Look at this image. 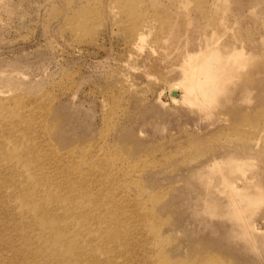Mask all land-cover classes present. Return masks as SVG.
Returning <instances> with one entry per match:
<instances>
[{
	"label": "rangeland",
	"instance_id": "rangeland-1",
	"mask_svg": "<svg viewBox=\"0 0 264 264\" xmlns=\"http://www.w3.org/2000/svg\"><path fill=\"white\" fill-rule=\"evenodd\" d=\"M214 70L205 104L187 85ZM0 128V208L24 183L23 146L49 203L75 185L101 221L86 263L264 264V0H0ZM205 169H238V199L261 196L246 224L224 215V181L202 186ZM5 214L0 264L22 263L24 219Z\"/></svg>",
	"mask_w": 264,
	"mask_h": 264
},
{
	"label": "bare ground",
	"instance_id": "bare-ground-1",
	"mask_svg": "<svg viewBox=\"0 0 264 264\" xmlns=\"http://www.w3.org/2000/svg\"><path fill=\"white\" fill-rule=\"evenodd\" d=\"M136 39H141V32L136 36ZM222 47H224V45H222ZM210 48L211 49L208 51L209 56L214 53L216 54L217 49L214 47ZM228 55L223 58L218 57V60L215 58L216 62L219 63V71L230 72V67L232 66L226 60ZM212 62L213 61H211V63ZM220 75V72L214 70V72H212V77L209 76L211 78L207 80V82H189L190 84H188L187 87L191 88V85L196 87L194 91L199 95L200 101L206 104L208 100L215 97L218 90H220V82H218V77ZM179 88H182L179 83L169 85L168 94L173 102H177L180 98ZM17 149L18 154L13 158L16 160V163L15 168L12 169V173L16 171L17 175L21 176L24 183L20 186L16 204H6L4 206L5 210L1 209L3 206L0 204V213H6L3 218H6L7 226H9L13 220V216L9 215L12 212L16 211L17 215L21 214V220L22 218L24 219L23 228L20 229V241L22 242V247L27 250V256L22 258V263L15 264H42V258L44 259V264H88L86 260H83L85 257L83 253L84 250L79 246H86L87 242L94 241L96 239L94 231L101 232L103 229L101 221L94 220L92 216L88 218V214L85 211L86 202L84 200L86 194L79 187L73 185L65 195H60L55 198L53 203H49L50 195L48 193V187L41 188L40 181L36 179L37 175L33 172H29L25 168L27 148L22 146ZM242 167L245 169V166ZM205 171L206 172L200 174L198 178L203 187H208V183H211L216 178H219L226 184L225 192L228 210H225L224 215L232 219H238L237 221L240 222V224H246V218L244 217L245 213L251 208H257L259 206L261 196L251 192L249 198L244 199L242 197L238 199L241 190L232 188L228 183L230 176L235 175L238 169L226 172V177L221 176L219 173L221 170L219 169H205ZM0 185H4L1 191H5L7 182L1 181ZM7 187L11 189V185ZM18 188L19 186H14L15 190ZM214 193H216L215 190ZM214 193H207L205 196L207 197L206 203L210 208L209 214L212 217H216L219 214V210L214 203L215 200H213ZM23 209H26V211L23 212ZM60 212H62V214L58 215ZM80 233L82 234L79 238L70 241L71 237L75 238ZM15 237L16 236L13 235L14 239L8 237L7 240L13 242ZM18 237L19 235L17 236V240H19ZM20 241H18V243H20ZM38 253L42 258L37 257L36 254ZM4 259H7V256L6 258L4 257ZM4 264H6V262Z\"/></svg>",
	"mask_w": 264,
	"mask_h": 264
}]
</instances>
